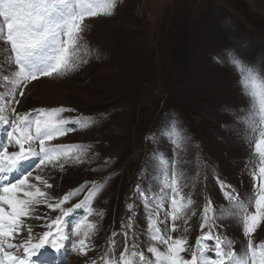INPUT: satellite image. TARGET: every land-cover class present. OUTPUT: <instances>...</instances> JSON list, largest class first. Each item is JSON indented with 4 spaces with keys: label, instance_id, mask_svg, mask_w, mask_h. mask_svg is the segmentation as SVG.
<instances>
[{
    "label": "rangeland",
    "instance_id": "obj_1",
    "mask_svg": "<svg viewBox=\"0 0 264 264\" xmlns=\"http://www.w3.org/2000/svg\"><path fill=\"white\" fill-rule=\"evenodd\" d=\"M85 25L83 43L92 54L82 52V56L88 62L68 75L40 77L31 82L23 89L22 97L17 94L20 103L14 105L18 113L74 109L61 113L60 118L87 117L95 121L89 128H77L46 142L90 146L84 163H66L62 170L52 165L32 170L28 183L55 198L50 202L88 182L84 193L62 206L72 207L84 198L93 181L105 183V178L111 176L92 202L96 212L103 210V219L88 217L99 225L91 238L94 247L87 255L73 251L66 261L61 257L55 264H91L92 260L102 264L99 258L108 247L111 233H119L121 221L131 215L126 203L136 204L138 224L134 223V229L146 226L143 206L132 194L148 179L149 153L158 148L168 157L173 155L172 139L178 136V130L171 129L170 135L158 141L146 139L155 136L165 113H175L182 122L190 144L184 157L187 161L198 154L203 164L216 168L221 179L241 195L250 194L253 188L251 177L242 170L246 160L250 161L249 167H255L256 157L223 127L233 120L225 108L246 107L247 99L237 86L240 77L231 67L217 63V57L226 59L225 49L243 45L248 59L264 60V0H118L111 16L89 18ZM5 47L0 42V63ZM35 146L38 150V142ZM8 151L18 148L9 146ZM105 160L111 161L110 167L104 166ZM185 170L193 175L196 172L191 163L185 164ZM205 175L207 169H201V181ZM37 176L52 187L37 181ZM200 187L193 199L202 205ZM189 191L185 189L184 194ZM206 191L214 205H226L211 176L206 181ZM200 210L197 208L198 214ZM59 214V210L41 204L33 215L47 217V221L28 218L26 224L31 225L34 235H40L48 230L46 222ZM83 215L84 209H77L70 218L75 223ZM222 223L226 234L237 241L234 247L238 250L245 239L240 227L233 221ZM189 225L187 239L191 248L201 234L198 216L192 217ZM20 239H27L26 231L17 237V241ZM115 239L118 255L123 237ZM138 239L143 241L144 236L140 234ZM253 240L264 241V223ZM140 247L145 250L144 244ZM145 255L151 256L146 250ZM184 255L190 258V253Z\"/></svg>",
    "mask_w": 264,
    "mask_h": 264
},
{
    "label": "snow or ice",
    "instance_id": "obj_2",
    "mask_svg": "<svg viewBox=\"0 0 264 264\" xmlns=\"http://www.w3.org/2000/svg\"><path fill=\"white\" fill-rule=\"evenodd\" d=\"M117 4L118 0H0V42L6 46L0 63V264H55L60 257L66 261L73 251L87 255L94 247L91 238L99 225L88 217L96 215L103 219V210L96 212L92 202L111 176L105 178V183L93 181L84 198L67 209L62 206L84 193L88 182L53 203L50 201L55 198L28 181L34 168L52 165L62 170L66 163L86 162L90 146L46 142L77 128H89L95 121L87 117L60 118L61 113L74 109L18 113L14 105L20 103L17 94L22 97L23 89L31 82L40 77L68 75L87 63L82 52L92 54V50L83 43L85 21L111 16ZM246 53L243 45L225 49L226 59L218 56L217 63L237 73L240 77L237 86L247 99L246 107L225 108L233 120L223 127L256 157L255 167H249L250 161L246 160L242 170L253 181L252 192L241 195L232 184L221 179L216 168L203 164L198 154L187 161L184 157L190 144L182 122L175 113H165L155 136L146 139L158 141L170 135L171 129L178 130V136L172 139L173 155L168 157L158 148L149 153L148 179L143 186L137 185L132 194L143 206L146 226L134 229V223L138 224L136 204L126 203L131 215L121 221L119 233H111L108 247L99 258L102 264H264V241L253 240L264 223V60L248 59ZM9 146L17 147L18 151L9 152ZM188 163L196 168L194 175L185 170ZM104 166L110 167L111 161L105 160ZM201 169H207L203 181ZM209 176L215 180L226 205H214L207 194ZM35 179L52 187L40 176ZM198 186L202 205L193 199ZM185 189L190 190L187 195ZM41 204L59 210L60 214L46 222L48 230L34 235L26 219L47 221V217L33 215ZM197 208L201 209L199 214ZM77 209H84V215L73 223L70 217ZM194 216H198L201 234L189 248L187 233ZM223 221H233L240 227L245 239L238 250L234 247L237 241L223 230ZM22 231L27 232V239L17 241ZM176 232L182 234L173 236ZM140 234L143 241L138 239ZM118 235L123 237V248L117 255ZM141 244L150 257L141 250ZM185 253H190V258ZM91 264L97 261L92 260Z\"/></svg>",
    "mask_w": 264,
    "mask_h": 264
},
{
    "label": "bare ground",
    "instance_id": "obj_3",
    "mask_svg": "<svg viewBox=\"0 0 264 264\" xmlns=\"http://www.w3.org/2000/svg\"><path fill=\"white\" fill-rule=\"evenodd\" d=\"M34 191V189H32ZM61 258V257H60Z\"/></svg>",
    "mask_w": 264,
    "mask_h": 264
}]
</instances>
